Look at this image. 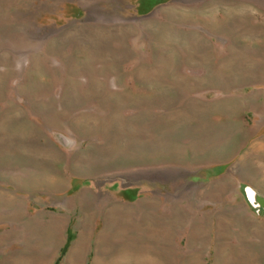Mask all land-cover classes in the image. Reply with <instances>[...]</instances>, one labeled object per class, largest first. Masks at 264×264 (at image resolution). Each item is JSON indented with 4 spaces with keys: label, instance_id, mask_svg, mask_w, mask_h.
I'll list each match as a JSON object with an SVG mask.
<instances>
[{
    "label": "rangeland",
    "instance_id": "374dc122",
    "mask_svg": "<svg viewBox=\"0 0 264 264\" xmlns=\"http://www.w3.org/2000/svg\"><path fill=\"white\" fill-rule=\"evenodd\" d=\"M58 213L80 264H264V0H0V264H73Z\"/></svg>",
    "mask_w": 264,
    "mask_h": 264
},
{
    "label": "crops",
    "instance_id": "0c3cea01",
    "mask_svg": "<svg viewBox=\"0 0 264 264\" xmlns=\"http://www.w3.org/2000/svg\"><path fill=\"white\" fill-rule=\"evenodd\" d=\"M36 219H30L25 223L22 233L26 238L28 235L32 238L39 236L40 247L45 252L46 261L65 251L63 258H70L73 264H80L82 252L86 251L87 246L83 234L78 232L73 236L70 232L73 227L71 216L58 213L57 216L49 215L44 221ZM37 224L41 225L40 230ZM109 264H112V261Z\"/></svg>",
    "mask_w": 264,
    "mask_h": 264
}]
</instances>
